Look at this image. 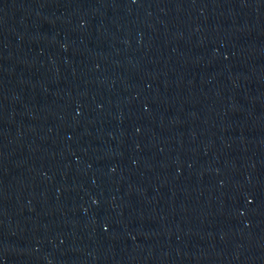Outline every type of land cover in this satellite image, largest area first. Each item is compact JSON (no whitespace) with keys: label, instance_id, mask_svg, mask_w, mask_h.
Masks as SVG:
<instances>
[{"label":"water","instance_id":"95a60500","mask_svg":"<svg viewBox=\"0 0 264 264\" xmlns=\"http://www.w3.org/2000/svg\"><path fill=\"white\" fill-rule=\"evenodd\" d=\"M264 163V0H0V264H215Z\"/></svg>","mask_w":264,"mask_h":264}]
</instances>
